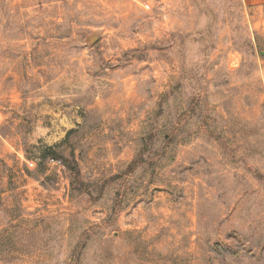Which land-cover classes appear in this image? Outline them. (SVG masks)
<instances>
[{
	"label": "rangeland",
	"instance_id": "1",
	"mask_svg": "<svg viewBox=\"0 0 264 264\" xmlns=\"http://www.w3.org/2000/svg\"><path fill=\"white\" fill-rule=\"evenodd\" d=\"M0 264H264V6L0 0Z\"/></svg>",
	"mask_w": 264,
	"mask_h": 264
},
{
	"label": "trees",
	"instance_id": "2",
	"mask_svg": "<svg viewBox=\"0 0 264 264\" xmlns=\"http://www.w3.org/2000/svg\"><path fill=\"white\" fill-rule=\"evenodd\" d=\"M45 157L53 158L54 160L64 161L66 163V159L63 157L62 154L57 152L52 146H48L45 148Z\"/></svg>",
	"mask_w": 264,
	"mask_h": 264
},
{
	"label": "crops",
	"instance_id": "3",
	"mask_svg": "<svg viewBox=\"0 0 264 264\" xmlns=\"http://www.w3.org/2000/svg\"><path fill=\"white\" fill-rule=\"evenodd\" d=\"M242 2L247 6H252L256 8L264 6V0H242Z\"/></svg>",
	"mask_w": 264,
	"mask_h": 264
}]
</instances>
